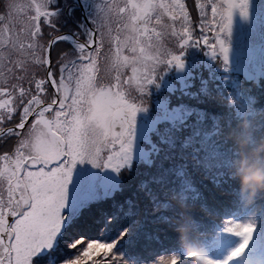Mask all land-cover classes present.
<instances>
[{
	"label": "snow or ice",
	"instance_id": "1",
	"mask_svg": "<svg viewBox=\"0 0 264 264\" xmlns=\"http://www.w3.org/2000/svg\"><path fill=\"white\" fill-rule=\"evenodd\" d=\"M195 6L199 37L194 36L185 0H8V23L0 15V125L17 113L19 122L6 129L0 126V139L15 137L11 151L0 154V264H149L147 257L122 250L143 227L134 203L115 205L128 222L107 240L76 236L72 230L84 213L112 197L106 192L104 197L70 198L68 186L77 164L104 172L99 179L105 188L122 171L131 170L140 98L167 66H183L185 48H203L206 55L227 61L222 36L230 31L235 12L248 16L249 0H195ZM76 7L82 11L77 30L58 34L61 18L72 17ZM26 8L35 14L18 28L14 14ZM82 33L85 42L80 41ZM62 41L71 47L58 53L57 74L52 48ZM33 68H43L44 78L36 79L35 72L29 78ZM216 157L212 148L198 163L211 171L218 168ZM178 179L173 191L179 198L184 191L196 192L186 177ZM152 201L161 207L157 199ZM104 220L110 225L118 216L108 214ZM102 230L107 233V227ZM254 232V224L226 215L223 227L207 229L205 244L215 246L221 234L239 237L240 242L208 264H229L240 257ZM70 233L76 238H68ZM62 246L75 255H65ZM182 259L190 257L171 255L156 264H181ZM262 261L259 257L253 264Z\"/></svg>",
	"mask_w": 264,
	"mask_h": 264
},
{
	"label": "rangeland",
	"instance_id": "2",
	"mask_svg": "<svg viewBox=\"0 0 264 264\" xmlns=\"http://www.w3.org/2000/svg\"><path fill=\"white\" fill-rule=\"evenodd\" d=\"M19 2L29 4L31 0H19ZM185 2L189 12L193 8L194 14L200 20L195 0H185ZM29 9L26 8L14 14V21L17 22L18 28L23 26L22 22H26L25 14L27 16L35 14L33 10L30 11ZM81 13L76 7L70 18L77 21L81 19ZM208 14L210 17V8ZM0 15L5 17L4 23H8V9L7 13L5 9L0 11ZM191 17L194 36L199 37L200 31L196 26L197 22H195V17ZM88 27H92V25L89 24ZM81 37L84 41H80L85 42L86 35L82 33ZM209 38L211 41L210 33ZM222 39H224L228 48L226 62L222 58H213L206 55L203 48L187 47L184 49L182 56V67H177L174 64L167 66L154 79V82L148 85L147 91L140 98L141 108L137 111L135 117V135L132 149L133 165L130 171H122L116 177V182L111 187L105 188L101 185L99 179L104 175V172L92 168L88 164H77L74 167L75 170L79 171V179L76 183L77 189L74 195L83 197L86 194L89 195L90 192L89 197H104L107 192L112 199L105 201L106 206H104L102 213L107 212L105 215L118 216L117 222L110 225H106L104 220V226L96 228L95 234L87 232V230H83L84 234H82L79 230L74 229L76 236L82 235L88 239L107 240L122 224L128 222L122 213L117 212L115 205L130 202L136 205V218L141 221L143 227L136 237H132L123 243L122 250L130 256L138 254L147 257L149 264H156L161 259L167 260L171 255L190 257L187 260L182 259L181 264H208L210 259H222L232 248L238 245L240 238L230 234H221L218 243L213 247H208L205 241L202 245L196 238L183 237V240L177 244L181 248L170 251L165 249V241L161 240L159 236H154L146 242L148 234L145 232L147 225L163 223L165 219L170 217V213H175L179 206L183 205L198 210L200 214L205 213L211 216L218 227H223L225 216L215 209H209V207L205 209L206 198H203L204 201L198 200V198H194L196 192L190 191H184L183 199L179 198V193L173 191L180 183L178 177H186L190 180L195 190H197L196 186L202 182L199 177H204L205 174L211 179L221 177L222 181L234 187L237 182L235 176L242 179L249 177L242 172V163H237L236 156L240 153H235L236 151L241 150L243 156L247 155L248 159H244L243 163L246 166L244 169L247 166L255 168L257 164L264 162L259 161L258 163L251 160L248 155L249 152L245 153L243 147H240L243 146V142L254 151L260 145L257 144L256 140L264 137L263 131L259 133L257 130L260 125L259 116L264 112V0H249V14L247 17H242L239 12H235L231 29L223 34ZM46 41H43L45 46ZM54 46L52 48L53 70L57 71L58 74V53L64 49L61 48L56 53L53 52ZM169 47L175 49L173 44H169ZM201 67H203L202 74L197 75L199 82L196 88H192L189 85L190 78L194 76L192 70L194 68L201 70L199 69ZM31 72L38 75L42 74L41 78L45 76L43 68H33L29 71V73ZM128 74H130V70ZM243 79L252 82L248 86L245 85V87H248L246 92H243ZM252 84H256L260 88L256 95L249 93ZM187 87L188 89H186ZM48 91V101L50 102L53 97V90L50 86ZM179 91H183L188 97L194 98L196 100L195 105L193 106V102L182 104H177L176 101L170 102L173 95V100H175L180 94ZM211 92H214L218 100L224 103L222 104V108L225 109L223 115L222 111L215 115V111L207 107L208 104L202 105L200 102L203 95L212 96ZM259 95L261 96L259 99L254 98V96L258 97ZM18 122L19 116L17 115L11 121H5L0 126L4 128L14 127ZM229 132H237L242 141L239 143ZM4 138L0 139V154L11 151L8 146L11 139L6 138L4 141ZM158 143L166 145L165 151L158 149ZM172 146L174 151H172ZM212 148L217 153L216 163L218 168L208 171L200 166L198 161ZM156 150H158L161 159L159 166L154 164L156 155L152 156ZM254 173L257 172H251L252 175ZM259 174L264 176V167ZM84 175L97 176V179L85 180L82 178ZM241 188L247 193L256 189V193L253 195L256 200L248 211L247 205L240 204L239 210H243L242 213L230 218L233 221L254 224L255 232L245 252L239 258H234L229 264H249L256 258L264 257V179L259 182L248 179ZM68 189L72 193L74 192L71 185L68 186ZM153 198L157 199V203L161 207H156V204L152 201ZM162 205H167V207ZM125 207H127L126 204ZM141 211L144 215L140 214ZM154 214H157L161 219L158 218V220L152 221ZM181 216L182 219L185 218L184 215ZM199 218L203 219V216H199ZM182 223L185 224L186 228H189L191 237H194V232L198 236L201 234L207 235V229L214 227L212 222L200 227L197 218H186ZM104 227H107V233L102 230ZM184 235L185 233H183ZM68 238L74 239L76 237L70 233ZM191 239L194 241L195 246L188 243ZM86 243L87 241H85ZM62 251L69 257L75 255L74 250H69L63 246ZM261 263H264V261Z\"/></svg>",
	"mask_w": 264,
	"mask_h": 264
},
{
	"label": "trees",
	"instance_id": "3",
	"mask_svg": "<svg viewBox=\"0 0 264 264\" xmlns=\"http://www.w3.org/2000/svg\"><path fill=\"white\" fill-rule=\"evenodd\" d=\"M71 1V2H69ZM73 0H67V2L69 4L73 3ZM190 2V1H189ZM61 3H63V0H61ZM8 1L7 0H0V11L2 6H7ZM190 7V6H189ZM78 9V7H77ZM30 11H32L33 9H29ZM34 11V10H33ZM5 12L7 13V9L5 8ZM190 15L195 17V22L196 26L199 23V19L196 17V15L193 12V8H191L190 11ZM77 15L79 16L78 10H77ZM30 16V15H28ZM28 16L25 14L24 18L27 21ZM66 21V22H64ZM75 19L74 18H70L67 15L63 16L61 18V23H60V31L62 30H77L76 29V23H75ZM45 33L48 32L47 27L45 26L44 28ZM45 40H47V36L45 37ZM71 47V45H69L67 42H60L59 44L54 46V50L53 52H59L61 48H63L64 50H68ZM201 70H197V69H193L192 72H194V76H192V78H190V86L192 88H196L199 79L197 77V75L202 74V70L203 67L199 68ZM35 78L39 79L41 78V75H38L37 73H35ZM29 75H31L30 78H32L33 72L29 73ZM34 82V80H33ZM243 92H246L248 90V85L251 84L252 82H250L247 79H243ZM245 85H247L245 87ZM27 82L25 81V87H27ZM33 89H34V83L32 85ZM210 87V85H209ZM190 88V89H192ZM188 89V87L186 88ZM259 86L256 84H252V87L250 88V94H254L256 95L257 91H259ZM178 92V91H177ZM179 95L175 98V100H173V96L171 97L172 100H170V102H174L176 101L177 104H182L184 102L187 103H194L196 100L194 98H190L187 96V94H184L183 91H179ZM210 97H207L205 95H203L201 97L200 102L202 103V105H204L205 103L208 104L207 107H209L210 109H212L213 111H215V115L219 114L222 111V115L225 113V109L222 108V104H224L223 102L219 101L216 94L214 92H211ZM261 96L259 95L254 96L255 99H259ZM47 100H49V91L47 93ZM51 99V98H50ZM195 105V103L193 104V106ZM19 116V113H17L15 116ZM260 119V125L258 126L257 130L259 133L262 134L264 133V112L261 114V116H259ZM252 132V131H251ZM250 132V133H251ZM231 134V136L234 139H237L240 143V141H242L241 136L237 133V132H229ZM8 139H11L10 143H9V149H12V147L15 144V137L9 138L6 137ZM6 138H4V141L6 140ZM259 140L261 142H259ZM257 144H260L259 146H257L255 148L254 151H252L251 148L247 147L245 144L240 146L243 147L245 153L249 152V157L251 160L258 162L259 161H264V137L258 138L257 140ZM2 143V142H1ZM253 143V142H251ZM159 147L161 151H165L166 149V145H164L163 143H158ZM251 147V146H250ZM157 149V148H156ZM172 151H174V147L172 146ZM239 151H236L235 153H240L238 156H236L237 159V163L241 162V166L243 167L242 172L245 173V176H249L251 177L252 171H256L257 173H261V171H263V167H264V162L263 163H259L256 165L255 168H251L250 166H247V168L244 169V167H246L243 163H244V159H248L247 155L243 156V153ZM234 153V154H235ZM155 157L154 160V164L159 166L161 163V159L159 158V154H158V150H156L155 154H153L152 156ZM259 167V168H257ZM235 170H236V166H235ZM229 172V171H227ZM237 172V171H235ZM239 176V175H238ZM208 175L205 174L204 177H199L200 179H202V182L200 184H198L196 186L197 190L196 193H199V198L198 200H203V198H206V205L207 207H209V209H215L216 211H219V213L223 216H230V217H234L235 215H239L240 214V210H239V205L240 204H245L247 205L246 207L248 209H250V207L252 206L253 202L256 200V198H254V193H256V189L252 190L251 192L247 193L245 192L241 187L243 186L244 182L247 181L246 179H242L239 178L237 176H235L236 178V183L235 186H231L230 184L222 181L221 177H215L213 179H211V177H209ZM242 177V175H241ZM79 179V171L73 169V174L72 177L70 178V182L69 185H71L72 190L74 189V192L72 193L71 190L68 189V195L71 198L72 196H75L74 193L77 189V180ZM215 180V182H214ZM87 192V191H86ZM90 193V192H89ZM90 195V194H89ZM93 197V196H92ZM244 205V206H245ZM104 206H106V203H100L97 205H94L91 207V209L89 211H86L84 213L83 219L80 221L79 225L77 227H75L74 229L79 230L80 233H83V230H87V232H90L92 234L96 233V228L98 227H102L104 226L103 221H104V215L105 213H102V211L104 210ZM200 207V206H198ZM108 208V207H107ZM106 208V209H107ZM140 214L144 215L143 211L140 212ZM181 215H184L185 218H197V222L200 224V227L206 225L208 222H212L214 224V226L217 224L216 221H214V219L211 218V216H208L205 213L200 214L198 212V210H193V208L191 207H187V206H179L178 210L175 211V213H170V217L168 219H165V221L163 223H152L149 226H146L145 232L148 234V238L146 240V242L150 241V239L154 236H159L161 238V240L165 241V249L166 250H176L177 248H181L179 245H177L179 243V241L183 240L184 238H196L197 240H199L202 245L205 241V236L206 235H199L196 234L195 232L194 237H191V233L189 231V228H186L185 224L182 223V221L184 219H182L183 217ZM199 216H203V219H200ZM158 216L157 214L153 215V220L152 221H156L158 220ZM161 218H159L160 220ZM98 220V222H97ZM183 226V227H180ZM74 229L72 230L73 233ZM193 229V228H192ZM194 231H197L195 229H193ZM93 231V232H92ZM183 233H185V235L183 236ZM78 234V233H77ZM188 234V235H187ZM174 235V237H172ZM191 246H195L194 245V241L191 239L188 242Z\"/></svg>",
	"mask_w": 264,
	"mask_h": 264
},
{
	"label": "clouds",
	"instance_id": "4",
	"mask_svg": "<svg viewBox=\"0 0 264 264\" xmlns=\"http://www.w3.org/2000/svg\"><path fill=\"white\" fill-rule=\"evenodd\" d=\"M247 179H252L259 182L261 179H264V176H261L259 173H254L251 177L246 178V180Z\"/></svg>",
	"mask_w": 264,
	"mask_h": 264
},
{
	"label": "flooded vegetation",
	"instance_id": "5",
	"mask_svg": "<svg viewBox=\"0 0 264 264\" xmlns=\"http://www.w3.org/2000/svg\"><path fill=\"white\" fill-rule=\"evenodd\" d=\"M8 1V0H7ZM7 9V6H2V8H1V10H3V9ZM80 11H81V9H80V7L78 8ZM82 12V11H81ZM82 14V13H81ZM70 30H61L58 34H65V33H67V32H69ZM80 40H82V41H84V39L80 36Z\"/></svg>",
	"mask_w": 264,
	"mask_h": 264
},
{
	"label": "water",
	"instance_id": "6",
	"mask_svg": "<svg viewBox=\"0 0 264 264\" xmlns=\"http://www.w3.org/2000/svg\"><path fill=\"white\" fill-rule=\"evenodd\" d=\"M61 35H62V34H61ZM6 128H7V127H5V129H6ZM89 194H90V193H89ZM87 196L89 197V195H88V194H86V196H83L82 198H85V197H87ZM88 197H87V198H88Z\"/></svg>",
	"mask_w": 264,
	"mask_h": 264
},
{
	"label": "bare ground",
	"instance_id": "7",
	"mask_svg": "<svg viewBox=\"0 0 264 264\" xmlns=\"http://www.w3.org/2000/svg\"><path fill=\"white\" fill-rule=\"evenodd\" d=\"M259 142H261V141L259 140ZM242 211H243V210H242ZM242 211L240 212V214L242 213ZM247 211H248V208H247ZM240 214H239V215H240Z\"/></svg>",
	"mask_w": 264,
	"mask_h": 264
}]
</instances>
